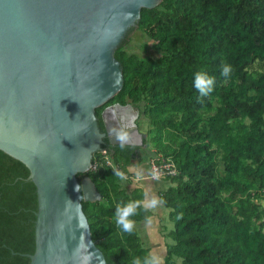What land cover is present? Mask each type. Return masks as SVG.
I'll list each match as a JSON object with an SVG mask.
<instances>
[{"label": "trees", "instance_id": "16d2710c", "mask_svg": "<svg viewBox=\"0 0 264 264\" xmlns=\"http://www.w3.org/2000/svg\"><path fill=\"white\" fill-rule=\"evenodd\" d=\"M139 30L158 55L120 45L125 83L97 116L104 131L102 110L131 104L148 120L154 160L175 163L160 195L174 222L164 264H264V0H163L142 9ZM199 70L216 78L205 96L194 85ZM104 148L112 165L98 152L96 168L78 175L90 176L102 195L83 209L108 264H132L150 253L137 225L154 213L141 205L134 231L117 225L119 204L144 199L143 189L126 188L137 148ZM29 176L0 150V264H29L35 253L39 204Z\"/></svg>", "mask_w": 264, "mask_h": 264}, {"label": "water", "instance_id": "95a60500", "mask_svg": "<svg viewBox=\"0 0 264 264\" xmlns=\"http://www.w3.org/2000/svg\"><path fill=\"white\" fill-rule=\"evenodd\" d=\"M162 1L0 0V150L28 167L38 194L29 264H108L83 209L102 195L78 175L91 171L106 138L117 144L113 126L129 131L124 145H144L140 110L105 108V132L97 110L125 83L117 49L142 9Z\"/></svg>", "mask_w": 264, "mask_h": 264}, {"label": "clouds", "instance_id": "9594fccd", "mask_svg": "<svg viewBox=\"0 0 264 264\" xmlns=\"http://www.w3.org/2000/svg\"><path fill=\"white\" fill-rule=\"evenodd\" d=\"M232 72V65L224 64L222 68V75L225 77H230ZM215 76L210 75L204 70H199L195 73L194 85L199 90L201 96L208 95L214 90L215 86ZM112 133L115 135L116 139L121 142V146L129 142L131 139L129 131L124 127H113ZM114 174L121 178V180H127V173L119 168H114ZM155 175V173H153ZM143 176V171L140 170L137 172V179ZM81 185H77L79 189ZM163 203L162 198L156 196L154 193L145 192L143 200H128L117 206L115 213V221L117 225L124 232H132L135 227V220L133 219L134 215L139 210L140 206L143 205L144 210L147 211L149 208H155L158 204ZM147 225H152L153 217L151 215H146L144 217ZM83 264H88V258L85 257ZM132 264H162V257L152 251L148 254H145L143 257L135 256L133 257Z\"/></svg>", "mask_w": 264, "mask_h": 264}, {"label": "rangeland", "instance_id": "374dc122", "mask_svg": "<svg viewBox=\"0 0 264 264\" xmlns=\"http://www.w3.org/2000/svg\"><path fill=\"white\" fill-rule=\"evenodd\" d=\"M122 44L126 47V49H128V50H130L131 52H134V53L148 55V56H157L158 55V52H156L153 49V47L151 46V41L148 40V38H146L143 35V33L139 30V27H136V29L133 32V34L127 40H125ZM140 122H141L142 127L145 128V130H148V127H149L148 125L149 124H148V120H147V118L145 116H143V118L140 120ZM153 142H155V140L154 141L153 140L151 141L150 147H152ZM155 158L156 157H154V159ZM170 185L171 184L165 179L164 182H163V189L165 190V189L169 188ZM161 204L163 205V203H161ZM161 210L162 209L160 208L159 210H157V212L160 213V214H163L162 211L164 212V215L162 217L163 218V222L160 221V219H158L156 217L155 218L153 217V223H152V225H150L148 227L146 226L145 227L146 228L145 229V232H146L147 228H150L151 229V233H152V236L151 237H152L153 241L155 239H158V242L156 244V249L157 250L154 249L153 251H155L161 257H163L162 256L163 253L161 254V252H165L162 249V247L164 245L162 243H164V242L161 239H159V236H161V238L162 237L165 238V236L167 235V232L169 230H172L174 228V222L170 218V210L169 209L163 207V210L162 211ZM139 226L141 228V225L140 224L137 226V228H138L139 233L141 235V233H144V232H141L140 231ZM147 236L145 237L146 239H147ZM141 237H142V235H141ZM167 241L169 243H171V239L170 238H167ZM145 246L147 247V245H145ZM163 258H162V264H164ZM179 263H180V260H179Z\"/></svg>", "mask_w": 264, "mask_h": 264}, {"label": "crops", "instance_id": "0c3cea01", "mask_svg": "<svg viewBox=\"0 0 264 264\" xmlns=\"http://www.w3.org/2000/svg\"><path fill=\"white\" fill-rule=\"evenodd\" d=\"M140 170L143 171V176L141 178L137 179V172ZM130 171H131L130 179L126 182V188L127 189H130V191H132L133 189L140 188V189L144 190V193L147 191L150 194L154 193L156 196L160 197L161 192L164 190L163 189L164 180L163 179L162 180H153L150 178L151 164L149 162H145V163L141 162L140 163L139 161H135L134 167H132ZM159 207L163 210L164 205L158 204L155 208H149V209H151L153 211V213H154L153 217L154 218L156 217V218L160 219V221L163 222L162 217L164 215V212L161 210L163 214L158 213L157 210L160 209ZM140 225H141V228L139 226L140 231L144 232V233H141L144 244L146 243L145 245H147V248L150 250V252H152L154 249L157 250L156 244L158 242V239H155L153 241V239L151 237L152 233H151L150 228H147V230L145 232V229H146L145 227L146 226L148 227L150 225H147V223H140ZM146 236H147V239L145 238ZM159 239H161L164 242V243H162V244H164L162 249L165 252H161V254L163 253L162 256L165 257L166 256V249H167L166 248L167 240H166V237L161 238V236H159ZM163 261H164V258H163Z\"/></svg>", "mask_w": 264, "mask_h": 264}, {"label": "flooded vegetation", "instance_id": "af4514ba", "mask_svg": "<svg viewBox=\"0 0 264 264\" xmlns=\"http://www.w3.org/2000/svg\"><path fill=\"white\" fill-rule=\"evenodd\" d=\"M115 104H116V103H115ZM113 105H114V104H113ZM128 105H131V104H128ZM110 106H111V105H110ZM124 106H125V105H124ZM107 107H109V106H106L105 108H107ZM105 108H104V109H105ZM133 108H134V111H138V110H139V109L135 108L134 106H133ZM104 109L102 110V112L104 111ZM102 112H101V113H102ZM132 116H133V115H131V116H128V115H127V119H126V121L129 122L130 119H131V120H134V118H132ZM142 118H143V115H142V113H141V111H140V116H139L138 119L136 120V123L138 124V126H139L141 132H142L143 134L146 135V138H145V141H144V145H143V146L136 147V148H137L136 161H139L140 163H141V162H142V163L149 162V163L151 164V161L154 160V158L152 157V156H153V155H152L153 151H152V149H151V147H150V144L147 143V141H148V139H149V135H148V130H145V128H143L142 125H141L140 120H141ZM102 121H103V119H102ZM103 124H104V122H103ZM129 124H130V122H129ZM129 124H128V126H129ZM104 127H105V125H104ZM113 127H116V126H113ZM105 131H106V128H104V131H103V132H105ZM105 141H106V144H105V145H107V146H111V147L121 146V144H119V140H118V139H116L117 144H111L109 138H106ZM124 146H126V145H124ZM105 149H107V148H105Z\"/></svg>", "mask_w": 264, "mask_h": 264}, {"label": "built area", "instance_id": "2783aa9c", "mask_svg": "<svg viewBox=\"0 0 264 264\" xmlns=\"http://www.w3.org/2000/svg\"><path fill=\"white\" fill-rule=\"evenodd\" d=\"M101 154L108 160V164L112 165V161L108 158V151L104 148L101 151ZM93 168H96L95 166ZM176 166L171 159L164 160L162 164H157L156 160L151 161V175L150 178L153 180H162L166 179L170 175H174L176 173ZM155 173V175L153 174Z\"/></svg>", "mask_w": 264, "mask_h": 264}]
</instances>
